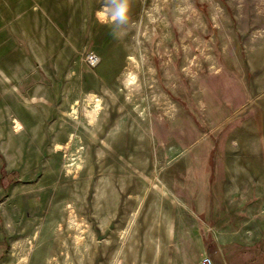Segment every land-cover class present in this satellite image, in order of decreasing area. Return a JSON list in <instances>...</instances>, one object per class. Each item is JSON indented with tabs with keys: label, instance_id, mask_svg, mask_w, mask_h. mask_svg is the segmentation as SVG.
I'll return each instance as SVG.
<instances>
[{
	"label": "rangeland",
	"instance_id": "obj_1",
	"mask_svg": "<svg viewBox=\"0 0 264 264\" xmlns=\"http://www.w3.org/2000/svg\"><path fill=\"white\" fill-rule=\"evenodd\" d=\"M128 1L0 0V264H264V0Z\"/></svg>",
	"mask_w": 264,
	"mask_h": 264
},
{
	"label": "clouds",
	"instance_id": "obj_2",
	"mask_svg": "<svg viewBox=\"0 0 264 264\" xmlns=\"http://www.w3.org/2000/svg\"><path fill=\"white\" fill-rule=\"evenodd\" d=\"M126 12H127V8L126 7H121L119 10H118V15L120 17H125L126 16Z\"/></svg>",
	"mask_w": 264,
	"mask_h": 264
},
{
	"label": "built area",
	"instance_id": "obj_3",
	"mask_svg": "<svg viewBox=\"0 0 264 264\" xmlns=\"http://www.w3.org/2000/svg\"><path fill=\"white\" fill-rule=\"evenodd\" d=\"M201 264H212V260L209 256L203 258Z\"/></svg>",
	"mask_w": 264,
	"mask_h": 264
},
{
	"label": "crops",
	"instance_id": "obj_4",
	"mask_svg": "<svg viewBox=\"0 0 264 264\" xmlns=\"http://www.w3.org/2000/svg\"><path fill=\"white\" fill-rule=\"evenodd\" d=\"M211 258L216 261V264L221 262V260L219 259L220 257L218 258V256L215 254L213 255V257L211 256Z\"/></svg>",
	"mask_w": 264,
	"mask_h": 264
},
{
	"label": "bare ground",
	"instance_id": "obj_5",
	"mask_svg": "<svg viewBox=\"0 0 264 264\" xmlns=\"http://www.w3.org/2000/svg\"><path fill=\"white\" fill-rule=\"evenodd\" d=\"M129 1H131V0H129ZM128 1V2H129ZM132 3V2H131ZM129 4V3H128ZM132 5V4H131ZM128 7V6H127ZM113 10V9H112ZM134 79V78H133ZM131 81V80H130ZM132 82V81H131ZM130 83V82H129ZM106 84V83H105ZM118 98V97H117ZM119 101V100H118ZM108 109V108H107ZM109 110V109H108ZM114 110V109H113ZM109 115V114H108ZM110 118H112V117H110ZM106 127V126H105ZM104 128V127H103ZM118 128V127H117ZM73 138V137H72ZM57 146V145H56ZM62 147V146H61ZM57 148H58V146H57ZM60 149V148H59ZM102 149V148H101ZM105 151V150H104ZM110 152V151H109Z\"/></svg>",
	"mask_w": 264,
	"mask_h": 264
}]
</instances>
